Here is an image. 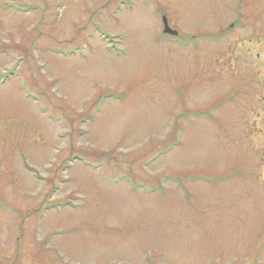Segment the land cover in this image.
<instances>
[{
  "label": "rangeland",
  "instance_id": "1",
  "mask_svg": "<svg viewBox=\"0 0 264 264\" xmlns=\"http://www.w3.org/2000/svg\"><path fill=\"white\" fill-rule=\"evenodd\" d=\"M0 264H264V0H0Z\"/></svg>",
  "mask_w": 264,
  "mask_h": 264
},
{
  "label": "trees",
  "instance_id": "2",
  "mask_svg": "<svg viewBox=\"0 0 264 264\" xmlns=\"http://www.w3.org/2000/svg\"><path fill=\"white\" fill-rule=\"evenodd\" d=\"M163 36V35H162ZM207 37V39H212V40H214V39H216V38H220L221 36H220V34H217V35H206ZM163 37H165V38H167V39H169L170 37H167V36H163ZM172 39H174V40H182L181 38H179V37H177V38H172ZM191 40H194V38L193 39H191ZM206 113V114H205ZM205 113H203V115L204 116H206V117H208L209 116V112L207 113V112H205ZM175 133L177 134L178 133V131L176 130L175 131ZM177 143H178V140L176 139V137H174V138H172L171 140H169L168 141V143L163 147V149L161 150V151H163V152H165L167 149H172V147L174 146V145H177ZM82 153V157L84 156V158H89V157H86V155L83 153V152H81ZM92 155H93V153H92ZM96 158H99L100 157V155L99 154H96V156H95ZM197 176H201L200 174H196V175H193L192 177H197Z\"/></svg>",
  "mask_w": 264,
  "mask_h": 264
},
{
  "label": "water",
  "instance_id": "3",
  "mask_svg": "<svg viewBox=\"0 0 264 264\" xmlns=\"http://www.w3.org/2000/svg\"><path fill=\"white\" fill-rule=\"evenodd\" d=\"M162 23H163V34L166 36H172V37H176L178 35V33L174 30H171L168 26L167 23V19L165 17H162Z\"/></svg>",
  "mask_w": 264,
  "mask_h": 264
}]
</instances>
